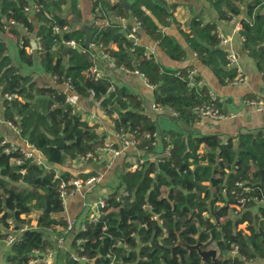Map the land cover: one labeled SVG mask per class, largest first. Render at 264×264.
Segmentation results:
<instances>
[{"label": "trees", "instance_id": "16d2710c", "mask_svg": "<svg viewBox=\"0 0 264 264\" xmlns=\"http://www.w3.org/2000/svg\"><path fill=\"white\" fill-rule=\"evenodd\" d=\"M35 1L43 5L33 12L37 24L25 10ZM209 1L219 19L240 18L243 49L264 80V0ZM169 8L165 0H130L128 8L120 0H92L90 47L85 48L83 27L71 25L62 16L68 9L80 19L77 0H0V33L9 31L17 38L19 58L27 65L33 64L35 54L27 52L25 46L29 45L30 34H35L40 45V68L54 78V83H47L32 73H21L11 63L7 45L0 38V93L4 97L15 96L5 97L4 117L19 127L21 137L41 153L46 164L63 166L67 159L88 153L96 156V151L105 145L96 124L90 125L71 102L65 101L70 92L92 96L105 109L116 132L133 133L136 149L146 153L155 149L152 133L158 127L145 112L142 98L125 87L113 85L109 74L96 77L91 72L96 59L103 57L102 52L116 68L141 73L153 87L154 103L176 111L175 120L200 119L193 108L208 101V88L203 84L189 86L187 73L193 67L165 68L149 57L144 47L134 44L112 18L135 17L140 29L167 56L181 61L186 57L185 48L162 30L179 27ZM10 20L14 24H9ZM102 20L110 23H95ZM56 25L67 28L55 32ZM20 26L26 33L19 30ZM181 34L221 84L234 79L236 68L228 65V52L220 46L216 23H203L193 16L189 30ZM68 40L82 49L68 45ZM109 70L113 72L112 68ZM65 81L70 86L68 90L64 89ZM110 85L114 88L110 89ZM163 135L168 136L170 153L154 160L145 157L143 162H139L143 158L140 156L133 170L126 168L121 172L117 186L128 195L116 200L118 189L109 194L98 220L88 223L84 230L77 227L72 231L74 249L80 238L81 254L89 261H75L70 256L67 264H249L264 258V127L239 132L226 141L216 134L164 131ZM162 136L156 142L164 147L167 141ZM8 146L0 136V240L6 239L13 225L20 228L21 223L30 224L35 215V227L23 229L9 245L6 256L9 263L28 264L34 249L44 250L53 245L44 231L65 224L54 216L63 211L58 182L70 178L72 173L65 171L55 178L53 168L46 170L30 159L22 158L17 164L13 159L22 157L20 148L7 152ZM76 176L85 178L88 174L79 172ZM243 197L246 201L234 212L229 203ZM47 200L50 213L45 212ZM27 215L30 217H23ZM197 241L203 249L216 248V258L202 260L196 250L183 245ZM235 244L247 261L230 256Z\"/></svg>", "mask_w": 264, "mask_h": 264}, {"label": "crops", "instance_id": "0c3cea01", "mask_svg": "<svg viewBox=\"0 0 264 264\" xmlns=\"http://www.w3.org/2000/svg\"><path fill=\"white\" fill-rule=\"evenodd\" d=\"M115 1L116 0H111L113 3ZM126 1L130 6V0ZM165 2L171 7L169 9L172 11L179 27H162V30L174 36L185 48L186 57L181 61L171 59L158 46V43L141 29L139 32L138 44L144 47L145 53L149 57H153L167 69L175 70L184 66H192L196 70V78H199L202 84L206 85L208 90H212L217 95L224 98V111L233 113L235 116L221 120H210L206 117H202L193 122L184 120L177 121L171 115V109L169 107H161V109L152 108L154 104L153 87L139 72L116 68L111 64V60L104 56L102 52L103 57L96 59L95 62V67L98 69L99 73L109 74L115 85L125 87L133 93L138 94L142 98L145 112L156 122L159 133L164 131H176L183 133L190 132L193 134H216L223 141H226L228 137L235 136L239 132L256 131L264 127V108L257 109L244 102L245 99L256 97L264 99V80L254 61L248 55L247 51L243 49L242 37L239 34V30L236 29V26L240 24V18L233 17L230 20L219 19L217 11L209 0H165ZM243 3H245V0ZM244 6L245 4L242 5L243 12ZM77 8L80 10V19L77 20L68 9L62 13V16L67 18L70 24L75 27L80 26L88 28V24H91L93 20L92 0H77ZM28 13L29 18L37 24L33 12L29 10ZM193 16L200 18L203 23H216L218 32L228 37V42L220 46L225 51H232L237 55L235 66L243 73L245 77L244 82L241 84H221L212 69L203 64L195 56V53L190 50L181 32L189 30L190 19ZM131 19L132 17L128 18L130 22H132ZM19 30L26 33L24 27L20 26ZM0 38L7 45V53L11 59V63L16 66L21 73H32L47 83H54V78L44 73L40 68L38 51L33 50L31 52L35 54V59L32 65H27L19 58V43L17 38L9 31L1 32ZM35 39L36 35L33 33L30 34L29 43H34ZM112 46L116 48L115 45ZM109 68H112L113 72L110 71ZM69 97L75 110L81 115L82 119H85L90 125L96 124V130L98 133L103 134L105 144L116 141V131L113 122L107 115L101 114V107L92 96L81 97L74 92H70ZM4 99L5 97L0 93V136L9 143L23 146L24 140L17 132L15 125L8 124V120L4 117ZM92 114L94 117L90 118ZM162 150L163 146H160L159 143L155 145V149L152 152L148 153L134 147H128L124 153L114 156L110 152L100 149L96 151L97 158L94 156L86 160L80 158L67 159L63 166L50 165L60 175L65 171L71 172L72 176H75L79 172L88 174V176L102 174L101 181L95 183L88 190L76 192L67 199L65 209H63L62 212L54 213V216L59 219L71 217L79 221L87 219L90 211H92L90 205L98 198L107 197L118 189L119 175L123 170L129 168L130 165L136 161V158L141 156L144 158L148 157L152 160L156 157L157 152H161ZM134 154L137 156L134 157ZM132 156L134 158H132ZM126 165L129 166L127 167ZM121 189L123 188H119L118 190ZM68 201L70 202L69 206L67 205ZM28 217H30V215L24 216V218ZM30 225L35 227V215L32 216ZM241 226L244 228L245 224ZM61 227L62 226H57L55 229H46L44 231L45 237L54 243V238L59 234ZM72 241L73 234H68L62 246L57 249V264H67L69 257L75 251ZM8 248L9 245L5 242V239L0 240V263L2 264L7 262L6 256L9 253ZM251 262V264H264V258L255 259Z\"/></svg>", "mask_w": 264, "mask_h": 264}, {"label": "built area", "instance_id": "2783aa9c", "mask_svg": "<svg viewBox=\"0 0 264 264\" xmlns=\"http://www.w3.org/2000/svg\"><path fill=\"white\" fill-rule=\"evenodd\" d=\"M98 1V0H96ZM43 8V5L38 3L37 1L32 2L30 6H26L25 10L29 11L31 10L32 12L34 11H39ZM45 14L47 16H52V13H48L45 12ZM113 20L119 22L121 24L122 29H124L125 34L128 38L132 39L134 44L138 43L139 40V32H140V23L137 21V19L135 17H132L130 22L128 20V18L124 17V16H115L112 17ZM9 24H14L13 20L8 21ZM96 24L99 25H108L110 23L109 20H102L100 21H96ZM8 25H4V28L6 29ZM67 28L66 25H56L53 27L55 32H60L62 30H65ZM237 30L241 29V25H237L236 26ZM219 38H220V45H225L228 42V37H226L225 35H223L222 33H219ZM66 43L68 45L71 46H77L75 45V42L73 40H68L66 41ZM101 46V44L99 45ZM25 49L27 52L31 53L33 50L39 51L40 49V45H39V39L36 36V39L34 41V43H29V45L25 46ZM104 54V53H103ZM104 56L107 57L106 54H104ZM228 65L230 67H234L236 68V76L234 77V79L230 82L232 84H240L242 82L245 81V77L243 75V73L239 70V68L237 66H235L236 62H237V55L232 52L229 51L228 52ZM113 66L114 64L111 63ZM123 70H128L124 67H120ZM91 72L95 74L96 77L100 76V73L98 71V69L93 66V68L91 69ZM138 72V71H136ZM141 74V73H140ZM142 75V74H141ZM187 77L189 78V86H200L202 85V82L196 78V70L194 68L189 69L188 73H187ZM146 79V78H145ZM112 81V79H111ZM113 85L115 84L112 81ZM113 85H110V89L114 88ZM64 87L66 90H68L70 88L69 84L65 81L64 82ZM93 95V92L91 93ZM7 99H13L15 96L12 95H6L5 96ZM65 101L67 103H70V97L69 95L66 96ZM244 102L248 105L254 106L257 109H261L264 108V99L263 98H250V99H245ZM224 98H222L221 96L217 95L215 92H213L212 90H208V101L204 102L203 104L196 106L193 108V112L198 115L200 118L202 117H206L210 120H221V119H225V118H231L234 117L235 115L233 113H227L224 111L223 106H224ZM162 106L156 105L155 103L152 105V108L154 109H161ZM101 114H105L106 115V111L104 108L101 107L100 110ZM171 115L173 117H176L178 115V113L176 111H173L171 109ZM94 115H90V118H93ZM8 124L13 125L14 123H12L11 121H7ZM15 125V128L17 130V132L20 134V129L18 126ZM146 136H150V134H146ZM152 136L154 137V141L152 142V145H156V139L160 138L162 136V133L154 132L152 133ZM166 140L167 143L166 145L163 147V150L156 155V158L162 157V156H166L170 153V149H171V144L169 143V139L168 136L163 135L162 136V140ZM24 140V145L23 146H18L15 145L13 143H9L7 142V140H3V143H8L9 146L5 149V151H9V149H14V148H20V152L22 154V157L20 158H15L13 159V161L15 163H20L22 158L25 159H30L32 162H34L36 165L39 166H44L46 170H50L52 167L48 164L45 163V161L43 160V157L41 155V153L36 150L34 148V146L32 144H30L25 138H23ZM136 142H135V138L133 136V133L131 132H116V141L113 142H108L106 143L102 148L105 151L110 152L112 155L114 156H118L122 153L125 152V150L128 147H134ZM99 149V150H100ZM95 156V154H91L88 153L85 156H80V159H90L93 158ZM97 158V157H96ZM145 158H140L139 162H143ZM153 159V160H154ZM136 167V161L130 165L129 168H127L128 170H133ZM54 169V168H53ZM21 173H24V169L20 170ZM60 174H58L57 172H55V178H57ZM102 179V174H93V175H89L85 178H81L79 176H71L70 178L66 179V180H60L58 182V191H59V197L61 199L62 205H63V209H65V205H66V201L68 198H70L71 196H73L76 192L81 191V190H88L90 189L95 183H98L99 181H101ZM248 190V189H247ZM128 195V192L124 189L118 190L117 194L114 196L116 200H121V198L123 196ZM108 199L107 197H101L98 198L93 204L90 205L92 211H90L89 217L85 220H77L75 218H71V217H65L63 218V220L65 221L64 226L61 227L59 234L54 238V243L52 246H48L46 247L44 250H39V249H34L32 252V256L30 258V260L28 261V264H57L56 262V253H57V249L60 248L63 244V242L65 241V238L68 234H71L72 231L75 228H79V229H86V226L88 223H94L98 220L99 215H100V209L103 208L106 204V201ZM247 198L243 197V198H236L234 201H231L229 204L230 206L234 207L235 210L234 212L238 211L240 209V207L244 204V202L246 201ZM10 223H12L11 220H9ZM13 225V223H12ZM31 227L30 224H25L22 228L18 227L16 228L13 225L12 229L10 230V233L8 234V236L5 239V242L10 245L13 240L17 237V235L26 228ZM81 239L78 238L76 240V248L74 253L71 255V258L75 261H79V262H83L86 261L88 262L89 259L82 255L81 252L83 251V247L81 246ZM229 254L231 257L234 256H239V259L242 262L247 261L244 255L239 254L238 252V246L232 245L231 246V250L229 251ZM107 256H109V254H107ZM2 264V263H0ZM4 264H13V263H9L6 262Z\"/></svg>", "mask_w": 264, "mask_h": 264}, {"label": "water", "instance_id": "95a60500", "mask_svg": "<svg viewBox=\"0 0 264 264\" xmlns=\"http://www.w3.org/2000/svg\"><path fill=\"white\" fill-rule=\"evenodd\" d=\"M120 1L124 3L126 8L129 7V4L127 3L126 0H120ZM83 29L85 30V33H86V36H85V39H84V42H83V47L89 48L90 47L91 34H90L88 28L83 27ZM75 48L77 50H79V51L82 49L81 46H75ZM49 113L50 112H48L47 115H49ZM188 113H190V110L188 111ZM59 148H62V145H60ZM263 173H264V171H263ZM119 211H120V216L122 217L123 208L121 207ZM45 212L46 213H50L51 212V206H50V203H49L48 200H47V203H46ZM183 245L186 246V248L189 249V250H196L198 252V254L201 256L202 260H205L206 258H211L213 260L217 256V249L216 248L203 249L202 245H201V242H199V241H197L195 244H192V245L185 244V243Z\"/></svg>", "mask_w": 264, "mask_h": 264}, {"label": "rangeland", "instance_id": "374dc122", "mask_svg": "<svg viewBox=\"0 0 264 264\" xmlns=\"http://www.w3.org/2000/svg\"><path fill=\"white\" fill-rule=\"evenodd\" d=\"M240 84H241V83H240ZM136 156H137V155L134 154V157H136ZM134 157L132 156V158H134ZM122 162H123V161H122ZM121 164H122V163H121ZM52 168H53V167H52ZM54 170H55V169H54ZM67 203H68L67 205L69 206V203H70V202L68 201ZM23 217H24V216H23ZM24 225H25V223H21L20 227H23Z\"/></svg>", "mask_w": 264, "mask_h": 264}]
</instances>
